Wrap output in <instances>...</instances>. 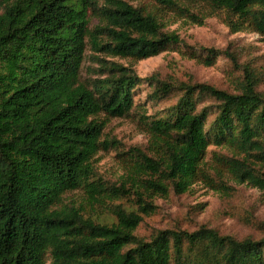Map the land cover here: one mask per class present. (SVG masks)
Listing matches in <instances>:
<instances>
[{
    "label": "trees",
    "instance_id": "obj_1",
    "mask_svg": "<svg viewBox=\"0 0 264 264\" xmlns=\"http://www.w3.org/2000/svg\"><path fill=\"white\" fill-rule=\"evenodd\" d=\"M149 1L188 15L193 4L207 6L228 16L232 32L264 39V0ZM160 18L124 0H0V264H264V233L137 234L156 198L211 181L200 167L210 147L228 149L213 158L264 194V94L249 69L236 68L234 93L145 80L151 101L172 104L159 116L139 114L148 141L119 154L121 178L109 183L96 170V157L117 148L102 138L106 122L130 115L144 81L104 57L180 52ZM186 49L206 67L220 55ZM87 50L97 67L83 77ZM75 192L81 197H69Z\"/></svg>",
    "mask_w": 264,
    "mask_h": 264
},
{
    "label": "rangeland",
    "instance_id": "obj_2",
    "mask_svg": "<svg viewBox=\"0 0 264 264\" xmlns=\"http://www.w3.org/2000/svg\"><path fill=\"white\" fill-rule=\"evenodd\" d=\"M124 1L134 7L156 12L161 17L162 31L178 35L183 46H179L180 52L168 50L137 62L104 57L106 61L132 70L144 80L136 89L134 108L130 115L107 121L102 131L103 139H112L117 144L116 149L100 153L95 161L98 174L109 183H115L124 174L119 154L147 144V133L138 124L139 114L159 116L173 102L172 98L170 101H151L152 87L145 80L154 77L171 82L175 87L205 84L234 93L237 89L235 79L243 76V70L236 69L241 66L260 78L258 90L264 94V39L247 31L232 32L224 12H214L207 6L193 4L189 7L191 15H188L162 9L149 0ZM96 23L97 20L93 18L91 24ZM186 47L202 56L207 50H216L220 55L212 66L206 67L189 56ZM90 54L87 50L83 77L88 76V68L97 67L90 61ZM214 153L231 156L226 148L210 147L200 167L207 175L212 170L211 181H198L183 193L171 191L167 198H156V209L150 216L144 217V222L137 230L138 235L149 236L157 230L189 234L198 230H211L243 239L247 236L259 237L264 233L263 192L239 183L227 168L213 158ZM213 169H219V173L214 175ZM223 184H228L231 189H222ZM69 197L79 198L81 194L75 192ZM94 215L111 221V216L107 211L103 212L102 208H96Z\"/></svg>",
    "mask_w": 264,
    "mask_h": 264
}]
</instances>
